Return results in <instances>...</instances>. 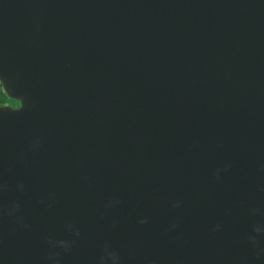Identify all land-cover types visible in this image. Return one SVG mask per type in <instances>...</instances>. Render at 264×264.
Listing matches in <instances>:
<instances>
[{
  "label": "water",
  "instance_id": "95a60500",
  "mask_svg": "<svg viewBox=\"0 0 264 264\" xmlns=\"http://www.w3.org/2000/svg\"><path fill=\"white\" fill-rule=\"evenodd\" d=\"M0 264H264V0H0Z\"/></svg>",
  "mask_w": 264,
  "mask_h": 264
},
{
  "label": "trees",
  "instance_id": "16d2710c",
  "mask_svg": "<svg viewBox=\"0 0 264 264\" xmlns=\"http://www.w3.org/2000/svg\"><path fill=\"white\" fill-rule=\"evenodd\" d=\"M9 101L14 102V100L8 98L5 95V93L3 92V90H2V88L0 86V105H3L4 103L9 102Z\"/></svg>",
  "mask_w": 264,
  "mask_h": 264
},
{
  "label": "flooded vegetation",
  "instance_id": "af4514ba",
  "mask_svg": "<svg viewBox=\"0 0 264 264\" xmlns=\"http://www.w3.org/2000/svg\"><path fill=\"white\" fill-rule=\"evenodd\" d=\"M3 105H11V106H14L16 108L19 107V103L16 101H14V102L9 101V102L4 103ZM3 105H0V106H3Z\"/></svg>",
  "mask_w": 264,
  "mask_h": 264
}]
</instances>
